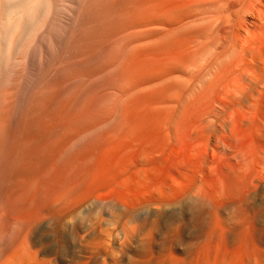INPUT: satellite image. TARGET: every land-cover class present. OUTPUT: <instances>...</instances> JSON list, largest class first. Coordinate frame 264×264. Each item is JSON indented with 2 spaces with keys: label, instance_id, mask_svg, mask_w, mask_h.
<instances>
[{
  "label": "bare ground",
  "instance_id": "obj_1",
  "mask_svg": "<svg viewBox=\"0 0 264 264\" xmlns=\"http://www.w3.org/2000/svg\"><path fill=\"white\" fill-rule=\"evenodd\" d=\"M80 13L95 31L23 136L0 264H264V0Z\"/></svg>",
  "mask_w": 264,
  "mask_h": 264
},
{
  "label": "rangeland",
  "instance_id": "obj_2",
  "mask_svg": "<svg viewBox=\"0 0 264 264\" xmlns=\"http://www.w3.org/2000/svg\"><path fill=\"white\" fill-rule=\"evenodd\" d=\"M14 2L0 0V246L15 235L8 214L21 181L18 168L27 149L26 129L46 112L51 88L63 85L68 69H80L78 63L95 31L94 23L80 13L82 0H23L16 7ZM19 143L23 146L15 152ZM47 234L46 230L43 238Z\"/></svg>",
  "mask_w": 264,
  "mask_h": 264
},
{
  "label": "clouds",
  "instance_id": "obj_3",
  "mask_svg": "<svg viewBox=\"0 0 264 264\" xmlns=\"http://www.w3.org/2000/svg\"><path fill=\"white\" fill-rule=\"evenodd\" d=\"M39 23H40V20H37V21H36V25L38 26V25H39Z\"/></svg>",
  "mask_w": 264,
  "mask_h": 264
}]
</instances>
